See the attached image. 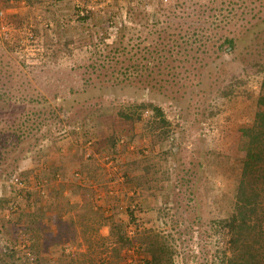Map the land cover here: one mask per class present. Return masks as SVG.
Here are the masks:
<instances>
[{"label": "rangeland", "instance_id": "1", "mask_svg": "<svg viewBox=\"0 0 264 264\" xmlns=\"http://www.w3.org/2000/svg\"><path fill=\"white\" fill-rule=\"evenodd\" d=\"M7 1L0 10L21 12L4 22L31 13L15 21L27 28L0 31V264H146L167 234L173 264H220L214 221L264 79V56L253 67L244 48L252 32L236 49L222 42L264 17V0H244V14L232 10L242 0ZM139 62L150 71L134 72ZM140 102L160 106L167 127L152 130L149 108L120 114ZM76 199L89 205L75 207L84 225L70 220ZM122 220L128 240L117 241ZM80 234L89 254L57 250Z\"/></svg>", "mask_w": 264, "mask_h": 264}, {"label": "trees", "instance_id": "2", "mask_svg": "<svg viewBox=\"0 0 264 264\" xmlns=\"http://www.w3.org/2000/svg\"><path fill=\"white\" fill-rule=\"evenodd\" d=\"M8 4L5 3L4 7H9ZM248 8V5L242 0L232 10L236 13L241 11L244 14L245 9ZM12 17H14V24L10 20ZM16 18L17 20H15ZM20 20V15L17 13L10 14L6 22L9 26L22 29L23 27L16 25L17 23L15 24V21ZM261 24H264V17H259L256 22H250L247 28L239 30L234 36L227 35L222 44L225 43L232 49H236L238 43L243 42L246 34L252 32L255 42L253 45H246L244 48L247 50L251 48L249 52L255 57L250 64L256 67L264 56V26L262 28L258 26ZM261 64V70L263 71L264 61ZM140 65V62L134 64V72H139L140 70L142 72L150 71V67L147 64L143 65V67ZM148 75L150 76L151 74ZM153 79L157 80V75H154V73ZM258 102V109L255 112L252 124L241 128L242 142L238 151L242 154L236 159L239 160L235 164V169H233L236 183L230 203L226 207H218L219 216L214 221L217 224L216 230L218 231L219 241L222 243L219 251L220 264H264V79L261 82ZM134 107L135 109H132V112L121 110L120 114L132 121L140 119L142 117L141 110L149 108L155 117L152 130L167 127L169 121L165 118L164 111L160 106L151 102H140ZM145 175L143 178L147 179L148 174ZM153 180L155 182L156 179L152 178L149 184L145 183L147 190L158 186L156 183L154 185ZM222 190L223 187H220L218 191ZM130 211L132 224L139 227V220L135 216V210L130 209ZM105 220L108 222L107 218ZM128 227L129 225L125 224L123 220L114 226L112 232L117 231V241L128 240ZM171 240H175L172 234L160 236L159 244L157 245L154 244L157 239L153 240L147 248L151 252V259L149 258L146 264H173L176 245L171 243ZM36 258L38 264H45L42 263L40 255H37Z\"/></svg>", "mask_w": 264, "mask_h": 264}, {"label": "crops", "instance_id": "3", "mask_svg": "<svg viewBox=\"0 0 264 264\" xmlns=\"http://www.w3.org/2000/svg\"><path fill=\"white\" fill-rule=\"evenodd\" d=\"M5 10H6V13L7 12H21V11H17V9H13L12 8V6L11 7H9V8H4ZM31 13V11H26V13H24V15L23 16H20V19L23 21V20H27L28 18H30V17H28L29 16V14ZM28 23H30L29 25L30 26H33V24L29 21V22H27V24ZM6 24H7V22H6ZM8 25V24H7ZM9 26V25H8ZM25 26H27V25H25ZM24 26V27H25ZM23 27V28H24ZM29 27V26H28ZM9 28L11 29V26H9ZM22 28V29H23ZM25 28H27V27H25ZM20 29V28H19ZM84 201H86V200H79V199H76V201H75V205H73L74 207L72 208V211H73V213H74V217H72V216H70V220H71V222H73V223H79V224H85L87 221L89 222V220H88V218L87 217H82V214L80 215V216H77V214L75 213V212H77L76 210H75V207H77V209H80L79 208V206L80 207H83V208H86L87 206L89 207V205H87L86 203H84ZM73 202V201H72ZM71 204H73V203H71ZM91 206V205H90ZM98 206H101V204L100 205H98ZM72 207V206H71ZM96 208V207H95ZM106 207H104V209H105ZM103 209V208H102ZM86 210V209H85ZM84 211V210H83ZM48 218V217H47ZM64 218V217H63ZM63 220L64 219H61V217L59 218V219H56L55 217H54V215L52 216V222H53V226H52V228H55V230H56V232L57 233H59V229H60V227H61V225H58L59 223H61V222H63ZM54 224H56L55 226H54ZM58 225V227L56 228V226ZM104 226L102 227V229H97L96 230V233L98 232V233H100V231L102 230V232H103V229H104V227H106L105 225L106 224H103ZM84 227V226H83ZM76 229H77V231H80L81 229L80 228H77L76 227ZM44 232H47L45 229H43V233ZM53 232H55L54 230H53ZM106 233V232H105ZM105 233H103V234H105ZM89 235V234H88ZM80 236H81V234H80ZM85 237V238H84ZM91 237V236H90ZM82 238H84V240H85V242H82V245H80L79 246V243L77 244V245H75V246H73V245H70L68 242H64V241H62V240H59V242L60 241H62V242H60L59 244H57V246L59 247V248H57V250H65V251H70L69 253H71V252H73L74 253V255H77V254H82V253H86V254H89V252H91V248H90V242L87 240V238L88 237H86V236H84V235H82L81 237H80V239L82 240ZM62 239H64L65 240V238H62ZM69 244V245H68ZM57 246H55V245H53V249H55ZM93 249V248H92ZM95 250V248L93 249V251ZM61 251V252H62ZM73 253H71V254H73Z\"/></svg>", "mask_w": 264, "mask_h": 264}, {"label": "built area", "instance_id": "4", "mask_svg": "<svg viewBox=\"0 0 264 264\" xmlns=\"http://www.w3.org/2000/svg\"><path fill=\"white\" fill-rule=\"evenodd\" d=\"M8 13V12H7ZM6 10L5 9H1L0 10V31H2L3 32V36H5V37H7L8 36V31H9V26L6 24V22H4L5 21V16H6ZM7 245L9 246V250L11 251V250H17V248H19V244H17V243H7ZM7 245H6V247H7ZM23 247H25V248H27L28 246H27V244L25 243V241H24V244H23ZM28 255H30V251H29V249L27 248V251H25Z\"/></svg>", "mask_w": 264, "mask_h": 264}]
</instances>
